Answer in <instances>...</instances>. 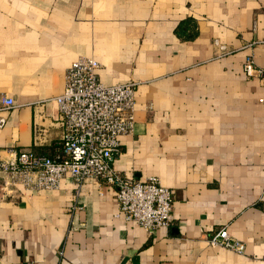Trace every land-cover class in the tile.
<instances>
[{
	"label": "crops",
	"instance_id": "obj_1",
	"mask_svg": "<svg viewBox=\"0 0 264 264\" xmlns=\"http://www.w3.org/2000/svg\"><path fill=\"white\" fill-rule=\"evenodd\" d=\"M81 56L136 84L113 164L167 186L173 219L115 216L99 180L8 194L0 175V264H264V0H0L1 158L60 154L54 97ZM223 227L242 253L209 243Z\"/></svg>",
	"mask_w": 264,
	"mask_h": 264
},
{
	"label": "built area",
	"instance_id": "obj_2",
	"mask_svg": "<svg viewBox=\"0 0 264 264\" xmlns=\"http://www.w3.org/2000/svg\"><path fill=\"white\" fill-rule=\"evenodd\" d=\"M98 68L99 63L86 56L78 57L66 68L63 88L54 97L63 126L60 154L50 157L19 149L10 159L0 157L2 188L8 194L19 187L36 192L57 188L64 178L78 184L99 180L114 190L115 216L135 222L147 232L166 228L173 219L171 190L156 176L134 180L113 164L121 137L133 130L136 84H105L97 76ZM243 71L246 75L263 73L251 56L244 59ZM10 105L6 99L0 109ZM3 123L4 118L0 117V127ZM208 241L236 253L244 250L243 242L231 238L225 227L214 232Z\"/></svg>",
	"mask_w": 264,
	"mask_h": 264
}]
</instances>
